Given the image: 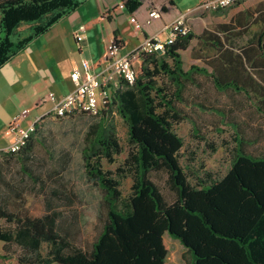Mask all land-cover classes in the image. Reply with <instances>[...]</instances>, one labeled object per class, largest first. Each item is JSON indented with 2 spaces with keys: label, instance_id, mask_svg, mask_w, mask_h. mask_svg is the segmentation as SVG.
I'll use <instances>...</instances> for the list:
<instances>
[{
  "label": "trees",
  "instance_id": "obj_1",
  "mask_svg": "<svg viewBox=\"0 0 264 264\" xmlns=\"http://www.w3.org/2000/svg\"><path fill=\"white\" fill-rule=\"evenodd\" d=\"M82 0H0V66L23 42L11 35L22 24L37 23L36 32L76 9ZM130 12L142 0H122ZM216 43L206 45L213 68L193 65L186 69L183 51L194 38L193 29L180 34L165 52L141 53L133 62L136 80L121 89L110 105L93 113L98 117L85 134L82 159L88 182L103 191L102 205L108 210L103 229L91 249L72 245L58 230V212L37 215L11 208L0 197V240L5 259L13 257L18 245L20 264H168L165 234L177 238L192 254L191 264H264V154L247 148L241 133L236 137L231 167L220 177L207 171L193 184L180 163L184 138L174 125L182 120L180 104L198 75H209L221 91L253 90V101L264 114V81L255 74L264 68L263 33L257 43L240 51L211 34ZM209 39L207 32L200 39ZM121 45L119 39L116 38ZM254 72L252 73L251 70ZM118 113L129 126L132 149L115 171L104 162H116L123 152L118 128L111 113ZM39 128V126H38ZM34 131L19 152L2 150L0 155L29 159L34 147ZM167 170L177 197L169 201L151 177L152 171ZM3 169L0 166V179ZM132 178V191L123 197L122 184ZM44 243L49 245L43 254Z\"/></svg>",
  "mask_w": 264,
  "mask_h": 264
},
{
  "label": "rangeland",
  "instance_id": "obj_2",
  "mask_svg": "<svg viewBox=\"0 0 264 264\" xmlns=\"http://www.w3.org/2000/svg\"><path fill=\"white\" fill-rule=\"evenodd\" d=\"M180 2L181 8L186 9L187 6L199 4L201 0ZM238 4L240 2L234 7ZM225 12L202 13L201 21L195 23L193 29L201 32L207 24L220 21ZM37 23L21 25L22 30L19 28L12 34V40L18 42ZM4 35L0 27V36ZM164 36L167 37L166 34ZM185 59L187 66L196 63L189 52H186ZM185 97L186 102L180 104L183 118L174 127L184 138L185 145L179 159L193 184L205 178L207 171L214 177L223 176L228 171L239 133L247 139L250 152L264 154V114L249 95L221 91L210 76L198 75L196 84L188 86ZM111 115L117 124L123 152L117 156L116 162L105 161L104 165L106 169L115 171L129 155L132 145L129 126L116 106ZM97 119L93 113L72 114L65 118L49 117L39 124L29 159L21 155L14 158L0 155L3 169L0 179L2 202L15 210L25 208L37 215L58 212L59 232L72 245L85 249L93 247L108 214L107 208L102 205L103 191L88 182L82 159L86 131ZM151 177L169 201L176 199L177 192L167 170L152 171ZM132 184L130 177L123 180V197L130 195ZM0 225L7 226L8 223L0 219ZM165 243L169 249L168 264H189V251L177 238L166 233ZM12 249L13 257L5 259L0 256V264H20L17 256L21 248L12 245ZM48 250L49 245L44 243L43 254L46 255ZM0 253H5L4 241L1 240Z\"/></svg>",
  "mask_w": 264,
  "mask_h": 264
},
{
  "label": "crops",
  "instance_id": "obj_3",
  "mask_svg": "<svg viewBox=\"0 0 264 264\" xmlns=\"http://www.w3.org/2000/svg\"><path fill=\"white\" fill-rule=\"evenodd\" d=\"M123 5L122 0H82L76 9L48 29L37 33L35 25L29 34L20 39L30 40L23 42V47L0 66V151L9 146L6 129L13 116L29 108L30 114L21 121L26 126L50 111L52 103L44 99L50 91L59 95L71 92L75 88L71 73L76 67L82 69L85 60H88L91 72H101L109 63L108 44L112 39L120 40L123 54L139 46L146 36L159 34L165 39L164 35H168L166 25L194 7L183 9L180 0H142L139 8L130 12ZM155 6L162 7L163 17L146 23L149 10ZM227 9L208 11L217 13L226 10L220 21L207 24L201 32L193 29L194 38L182 52L186 69L197 65L213 70L203 57L211 59L213 56L206 45L216 43L211 35L216 34V30L222 33V41L238 51L257 43L262 33L264 41V0H244ZM201 15H195L194 24L201 21ZM132 16L144 23L141 30L131 22ZM81 26H85V38L78 41L74 34ZM204 32H207L209 39H200ZM186 52H189L195 64L187 66ZM257 69L262 71V77L255 74L257 80L264 81V68ZM239 93L251 98L256 96L253 90ZM189 254L191 264L193 257Z\"/></svg>",
  "mask_w": 264,
  "mask_h": 264
},
{
  "label": "built area",
  "instance_id": "obj_4",
  "mask_svg": "<svg viewBox=\"0 0 264 264\" xmlns=\"http://www.w3.org/2000/svg\"><path fill=\"white\" fill-rule=\"evenodd\" d=\"M241 1L201 0L199 4L181 13L166 25L168 35L165 39L161 38L159 34L146 36L139 46L125 54L121 53V45L118 41L112 39L108 44L107 58L109 63L101 72H91L89 70L90 64L88 60H85L82 69L76 67L71 73L75 83V88L71 92L59 95L55 91H50L44 99L52 103L50 111L37 117L26 126L21 121L30 114L29 108H25L13 116L6 129L10 143L5 151L19 152L28 143L31 134L47 117L65 118L72 114L97 113L102 105H110L121 89L135 83L136 74L132 62L141 53L165 52L180 34H187L193 29L195 15L208 11L224 10ZM162 14V7H153L148 12L146 23H152L161 18ZM131 22L140 30L145 26L135 16L131 17ZM84 31L85 26H81L75 31L74 35L78 41L85 38Z\"/></svg>",
  "mask_w": 264,
  "mask_h": 264
}]
</instances>
